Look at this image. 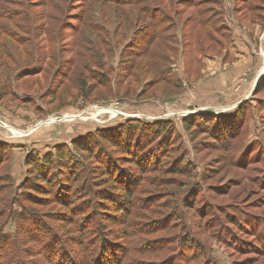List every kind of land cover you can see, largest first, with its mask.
I'll return each mask as SVG.
<instances>
[{
  "label": "rangeland",
  "instance_id": "374dc122",
  "mask_svg": "<svg viewBox=\"0 0 264 264\" xmlns=\"http://www.w3.org/2000/svg\"><path fill=\"white\" fill-rule=\"evenodd\" d=\"M105 252L264 264V0H0V264Z\"/></svg>",
  "mask_w": 264,
  "mask_h": 264
},
{
  "label": "trees",
  "instance_id": "16d2710c",
  "mask_svg": "<svg viewBox=\"0 0 264 264\" xmlns=\"http://www.w3.org/2000/svg\"><path fill=\"white\" fill-rule=\"evenodd\" d=\"M184 125H186L187 127H189L190 128V126L189 125H187V123H186V120L184 121ZM114 146H117V145H114ZM59 156H57V158L55 159L56 161H57V163H60V162H64V160H63V158H62V155H63V153L61 152L60 153V151H59ZM35 164V163H34ZM61 164V163H60ZM63 164H65V163H63ZM61 165L62 167H61V170H62V172L64 173V174H66L67 173V170L65 169V167H67V166H65V165ZM51 168H53V167H51ZM33 174H34V177H37L38 178V180L39 181H41L42 183L41 184H39L38 186L41 188H47V189H49V185H50V180L48 179V177L47 176H45L42 172H40V170L37 168V165H35V170H34V172H33ZM68 180H70L69 182H71V179H68ZM119 190H123L122 191V193H123V196H124V200L123 201H125L124 203L125 204H128V205H131V195H130V190H128V188H122V187H120V188H118ZM121 193V192H120ZM37 194H41L40 192H38L37 191ZM101 199L103 198L105 201L106 200H109L110 202H111V204H109V202L108 201H106L107 202V204H109V205H116L118 202L116 201V199H109L108 197H101V196H99ZM100 202H102V201H100ZM104 202V201H103ZM101 204H103V203H101ZM113 210H116L115 208H113ZM108 253V252H107ZM107 253L105 252L104 253V257H103V259L101 260V262L99 263V264H112L113 263V261L111 262V258L110 257H106V255H107Z\"/></svg>",
  "mask_w": 264,
  "mask_h": 264
}]
</instances>
